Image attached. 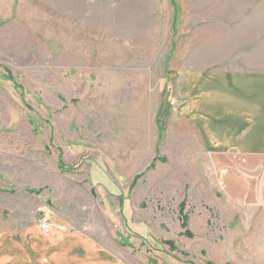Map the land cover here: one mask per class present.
<instances>
[{
	"label": "rangeland",
	"instance_id": "1",
	"mask_svg": "<svg viewBox=\"0 0 264 264\" xmlns=\"http://www.w3.org/2000/svg\"><path fill=\"white\" fill-rule=\"evenodd\" d=\"M213 70L264 73V0H0V230L44 219L117 264H264L244 165L174 114V74Z\"/></svg>",
	"mask_w": 264,
	"mask_h": 264
},
{
	"label": "crops",
	"instance_id": "2",
	"mask_svg": "<svg viewBox=\"0 0 264 264\" xmlns=\"http://www.w3.org/2000/svg\"><path fill=\"white\" fill-rule=\"evenodd\" d=\"M172 82L178 84L176 96L188 97L174 114L195 128L207 157L244 165L248 180L237 194L236 205L249 219L262 221L264 253V73L182 72L174 74ZM0 264L117 262L81 233L61 228L43 233L33 225L0 230Z\"/></svg>",
	"mask_w": 264,
	"mask_h": 264
},
{
	"label": "trees",
	"instance_id": "3",
	"mask_svg": "<svg viewBox=\"0 0 264 264\" xmlns=\"http://www.w3.org/2000/svg\"><path fill=\"white\" fill-rule=\"evenodd\" d=\"M183 208H184V205L183 204H181L180 205V214H182L183 213ZM186 226H187V217L184 215L183 216V219H182V224H181V227L183 228V229H186Z\"/></svg>",
	"mask_w": 264,
	"mask_h": 264
},
{
	"label": "built area",
	"instance_id": "4",
	"mask_svg": "<svg viewBox=\"0 0 264 264\" xmlns=\"http://www.w3.org/2000/svg\"><path fill=\"white\" fill-rule=\"evenodd\" d=\"M40 230L43 231V232H46L48 231V227L46 226V220H42L41 223H40Z\"/></svg>",
	"mask_w": 264,
	"mask_h": 264
}]
</instances>
